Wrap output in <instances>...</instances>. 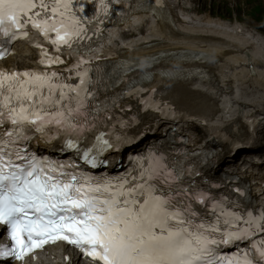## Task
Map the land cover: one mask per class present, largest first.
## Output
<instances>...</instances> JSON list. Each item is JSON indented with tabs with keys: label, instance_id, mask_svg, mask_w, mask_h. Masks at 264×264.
Here are the masks:
<instances>
[{
	"label": "snow or ice",
	"instance_id": "snow-or-ice-1",
	"mask_svg": "<svg viewBox=\"0 0 264 264\" xmlns=\"http://www.w3.org/2000/svg\"><path fill=\"white\" fill-rule=\"evenodd\" d=\"M110 6L102 4L105 15ZM84 11L83 0H0V58L30 26L45 37L54 33L58 50L90 40L91 21L78 15ZM77 76L68 83L56 72L0 70V225L13 242L0 245V257L23 260L63 240L89 264H264V239L260 247L253 242L251 255L238 243L264 234V213L241 215L232 210L237 203L225 207L184 187L183 170L163 153L137 156V167L124 175L90 170L103 168L100 156L115 147L102 129L117 104L100 98L107 91L100 80L87 71ZM36 135L60 140L61 155L72 149L81 163L38 154L31 147ZM225 245L237 252L222 255Z\"/></svg>",
	"mask_w": 264,
	"mask_h": 264
},
{
	"label": "bare ground",
	"instance_id": "bare-ground-1",
	"mask_svg": "<svg viewBox=\"0 0 264 264\" xmlns=\"http://www.w3.org/2000/svg\"><path fill=\"white\" fill-rule=\"evenodd\" d=\"M169 11L171 25L157 26L150 22L145 34L122 43L113 33L103 46L112 43L119 51L137 60L144 52L155 54L160 50L202 52L203 58L210 57L206 64L209 74L206 80L199 77V80L187 83L159 81L156 86L181 109L207 119L209 137L204 138L205 146L221 144L214 137L218 130L242 124V119L250 114L264 117V37L253 28L227 25L220 18H214L211 12L200 13L197 8L183 10L177 0L171 1ZM133 23L128 21L127 25ZM237 28L242 29L235 32ZM143 44H151L150 49H143ZM131 47L135 50L131 51ZM144 71H155L156 76H162L176 68L162 66L136 70L132 78Z\"/></svg>",
	"mask_w": 264,
	"mask_h": 264
},
{
	"label": "rangeland",
	"instance_id": "rangeland-1",
	"mask_svg": "<svg viewBox=\"0 0 264 264\" xmlns=\"http://www.w3.org/2000/svg\"><path fill=\"white\" fill-rule=\"evenodd\" d=\"M195 2L196 6L201 9V12H211L214 15H221L230 22H235L238 18L243 23L257 28L264 34V22L259 20V15H251V6L242 5L239 9V2L223 3L221 0H195Z\"/></svg>",
	"mask_w": 264,
	"mask_h": 264
}]
</instances>
